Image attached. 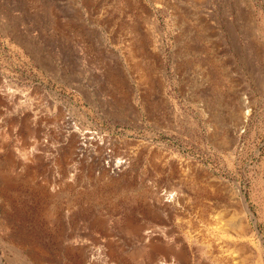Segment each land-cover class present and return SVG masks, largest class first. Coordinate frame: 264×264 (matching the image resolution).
<instances>
[{"label": "rangeland", "instance_id": "374dc122", "mask_svg": "<svg viewBox=\"0 0 264 264\" xmlns=\"http://www.w3.org/2000/svg\"><path fill=\"white\" fill-rule=\"evenodd\" d=\"M0 81V264H264V0H0Z\"/></svg>", "mask_w": 264, "mask_h": 264}, {"label": "bare ground", "instance_id": "6f19581e", "mask_svg": "<svg viewBox=\"0 0 264 264\" xmlns=\"http://www.w3.org/2000/svg\"><path fill=\"white\" fill-rule=\"evenodd\" d=\"M18 37V36H17ZM16 37V38H17ZM21 40V39H20ZM226 75H227V73H226ZM2 83V84H1ZM24 96H26L25 94L24 95H22L21 93H16V92H14V91H11L10 89H8L4 84H3V82H1L0 81V100H5L6 102H13V101H16L17 103H18V106L20 107V109L19 110H25L27 107L25 106V103L27 102V98L26 97H24ZM2 102V101H1ZM16 102H14L15 103V105L17 104ZM13 103V104H14ZM246 101H244V100H242V102H241V109H243V111H244V109L246 108ZM11 104V103H10ZM243 114H242V120H245V118H247V113H248V110H247V112H242ZM34 116V115H33ZM31 121V120H30ZM57 123V122H56ZM41 128L44 130V128L41 126ZM42 129H40V128H37V129H35L34 130V135H35V140L33 141V143H31V151H32V148L36 145V144H38V145H42V143H41V139H45L44 137L45 136H43V132L41 133V131H42ZM73 131V130H72ZM46 132V131H45ZM44 132V133H45ZM47 133V132H46ZM45 135V134H44ZM79 135H81V134H79ZM78 136V135H77ZM81 136H84V135H81ZM101 138V137H100ZM33 139V138H32ZM97 140H99L98 138H95V137H87V136H85V137H80L79 136V139H78V141L77 142H79V144L83 147V148H85V147H87V145H89V146H91L92 144H94L95 143V145H96V142H97ZM75 141V140H74ZM45 142V141H44ZM43 142V143H44ZM41 143V144H40ZM91 144V145H90ZM98 144V143H97ZM30 145V144H29ZM77 145H78V143H77ZM76 145V146H77ZM33 146V147H32ZM88 146V147H89ZM87 147V148H88ZM94 147V146H93ZM82 148V149H83ZM91 148V147H90ZM89 148V149H90ZM76 149V148H75ZM88 149V150H89ZM91 149H93V148H91ZM84 150H86V149H84ZM74 151V150H73ZM110 152H111V150H110ZM83 153H84V151H83ZM95 152H93V154H94ZM69 154V153H68ZM81 155V154H80ZM92 155V154H91ZM90 155V156H91ZM96 155V154H95ZM97 156H98V154H97ZM99 157V156H98ZM106 157H110L109 156V154L107 155V153H104L103 155H101V162H100V164L102 165V163H104V161H103V159L105 158L106 159ZM113 157V156H112ZM131 157V156H130ZM133 157V156H132ZM85 158V157H84ZM94 158V157H93ZM110 159V160H109ZM108 160H109V162H108V164H110L109 166L114 170V171H116L117 170V168H120V167H123V166H127L126 164H124L125 162L122 160H111V158H109ZM128 159V158H127ZM94 160V159H93ZM96 161V160H95ZM103 161V162H102ZM125 161H126V159H125ZM98 165V164H97ZM98 167H101V166H98ZM70 168H71V166H70ZM75 173V172H74ZM184 174V173H183ZM53 178V177H52ZM54 179V178H53ZM214 179V178H213ZM213 181H218V180H213ZM217 183H219V182H217ZM57 186V185H56ZM55 186V187H56ZM54 187V186H53ZM52 187V188H53ZM219 187V186H218ZM55 189V188H54ZM53 189V190H54ZM51 191V190H50ZM54 192V191H53ZM52 192V193H53ZM157 193V192H156ZM233 193H235V192H233ZM232 193V194H233ZM160 194V193H159ZM229 194H231V193H229ZM231 194V195H232ZM239 194V193H238ZM162 195V194H161ZM160 195V196H161ZM154 196L156 197V195L154 194ZM160 196L158 197L159 199L156 201L157 202V205L159 206V208H161L162 210L161 211H163L164 212V214L166 215V216H168V215H170V217L172 216V215H174V214H180V213H182V212H186L188 209H189V204H190V197H189V195L187 194V193H174V194H163L162 196H161V198H160ZM154 197V198H155ZM231 197V196H230ZM234 197V196H233ZM240 198V197H239ZM234 199H236V198H234ZM154 200V199H153ZM224 200V199H223ZM239 201H240V203L241 204H239V205H242V207H243V211L244 212H247V208H246V206H245V204H244V200H243V198H240L239 199ZM155 202V203H156ZM237 202H238V200H237ZM237 202H235V203H237ZM229 204V203H228ZM231 204V203H230ZM156 205V206H157ZM226 207V206H225ZM223 208V207H222ZM57 209V208H56ZM159 211V210H158ZM160 211V212H161ZM241 211V210H240ZM242 211V212H243ZM56 212V211H55ZM165 212H167V214L165 213ZM219 212H222L224 215L226 214V215H229L228 217H226V215H225V217L226 218H232V216L234 217V215H235V217H237L236 219V223L234 224V223H232V221L230 222V221H224V222H222V223H220V224H218L217 226H215L216 227V231L219 233V235H221V238H220V244H221V246H227V245H230L231 247H236V245L239 243V242H243V243H246V231H245V228H246V216H245V214L244 215H241V214H239L240 216H238L237 214H235L232 210H227V209H221V210H218L216 213L218 214ZM248 213V212H247ZM223 214H219L218 216H222ZM234 214V215H233ZM51 215V214H50ZM232 215V216H231ZM53 216V215H52ZM59 216V215H58ZM165 216V217H166ZM210 216V215H209ZM231 216V217H230ZM216 217V216H215ZM224 219V218H223ZM227 219V220H228ZM226 220V219H225ZM220 222H221V220H219ZM227 222V223H226ZM213 229V228H212ZM149 231V230H148ZM145 232V233H143V238H141L142 240H144V242L145 241H148V242H150L152 239H155L154 237H153V233H152V235H151V230L149 231V232ZM154 232V231H153ZM142 234V233H141ZM162 235V234H161ZM141 237V236H140ZM139 239V238H138ZM190 239V238H189ZM143 242V241H142ZM154 242V241H153ZM155 242H157V241H155ZM152 243V242H151ZM159 243V242H158ZM157 244V243H156ZM151 246V245H150ZM157 246H159L160 248H161V246L162 245H157ZM153 248L154 247H156V246H152ZM158 247V248H159ZM157 248V249H158ZM162 248H164V247H162ZM103 250V248L101 247H98V249H96L95 251H90V252H88L89 253V256H90V261L91 260H93L94 258H98V257H100L101 255V253H100V250ZM101 250V251H102ZM105 251V250H104ZM103 251V252H104ZM103 252H102V254H103ZM233 255V254H232ZM235 255V254H234ZM234 257V256H233ZM87 258V257H86ZM89 258V257H88ZM101 258V257H100ZM99 258V259H100ZM238 258V256L237 255H235V257H234V259H237ZM95 259V260H96ZM233 259V258H232ZM89 261V262H90ZM160 264V263H159Z\"/></svg>", "mask_w": 264, "mask_h": 264}]
</instances>
